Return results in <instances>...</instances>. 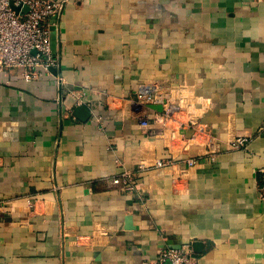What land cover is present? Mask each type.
Returning a JSON list of instances; mask_svg holds the SVG:
<instances>
[{
    "label": "crops",
    "instance_id": "obj_1",
    "mask_svg": "<svg viewBox=\"0 0 264 264\" xmlns=\"http://www.w3.org/2000/svg\"><path fill=\"white\" fill-rule=\"evenodd\" d=\"M49 23L56 66L0 70V264H264V0H66Z\"/></svg>",
    "mask_w": 264,
    "mask_h": 264
},
{
    "label": "built area",
    "instance_id": "obj_2",
    "mask_svg": "<svg viewBox=\"0 0 264 264\" xmlns=\"http://www.w3.org/2000/svg\"><path fill=\"white\" fill-rule=\"evenodd\" d=\"M12 3L14 7L12 6ZM66 0H0V70L18 69L28 79H37L49 68L57 65L51 44L50 19L63 12ZM15 8H18L16 10ZM145 91L138 93V99ZM147 125L146 120H142ZM248 139L237 138L235 146L246 147ZM189 165L195 164L190 158ZM158 165H163L158 162ZM261 193L264 195V168L261 170ZM134 190L136 179L133 174L124 172L113 180ZM198 257L190 246L181 249L166 247L156 261L144 264H198Z\"/></svg>",
    "mask_w": 264,
    "mask_h": 264
},
{
    "label": "water",
    "instance_id": "obj_3",
    "mask_svg": "<svg viewBox=\"0 0 264 264\" xmlns=\"http://www.w3.org/2000/svg\"><path fill=\"white\" fill-rule=\"evenodd\" d=\"M12 6L14 7L13 3H12ZM15 9L18 10V8H15ZM193 245H194V248L197 250V249H199V246L202 245V243L201 242H195ZM173 247L176 248V249H181L182 248V245L181 244H178V245L173 246Z\"/></svg>",
    "mask_w": 264,
    "mask_h": 264
}]
</instances>
